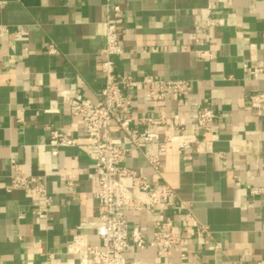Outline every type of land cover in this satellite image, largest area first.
<instances>
[{"label":"crops","instance_id":"obj_1","mask_svg":"<svg viewBox=\"0 0 264 264\" xmlns=\"http://www.w3.org/2000/svg\"><path fill=\"white\" fill-rule=\"evenodd\" d=\"M117 2L123 11L115 20L123 49L115 58L117 72L192 83L188 95L169 96L161 105L144 99L142 90L130 91L137 122L147 116L163 122L140 124L157 138L130 146L122 164L155 187H173L210 229L209 237H184L186 259L179 249L159 255L155 247H132L127 255L139 264L264 263V194L251 193L264 187V109L248 104L253 91L264 90V75L253 79L242 68L245 62L264 67V0H216L210 16L217 25L207 23V0ZM106 17V0H0V25L10 29L0 36V264H65L76 235L100 243L94 229L80 226L98 214L96 179L88 176L93 161L78 147H59L54 154L48 127L85 137L83 118L71 113L60 93L98 99L105 82L99 64ZM199 50L213 56L202 58ZM207 108L218 113L213 150L189 145L179 152L174 145L161 155L156 174L145 154L157 153L169 135L200 138L195 115ZM176 115L181 127L172 124ZM12 159L35 183L46 181L53 197L47 218L31 212L38 197L9 189ZM162 213L182 227L179 201L131 210L127 217L149 239Z\"/></svg>","mask_w":264,"mask_h":264},{"label":"built area","instance_id":"obj_2","mask_svg":"<svg viewBox=\"0 0 264 264\" xmlns=\"http://www.w3.org/2000/svg\"><path fill=\"white\" fill-rule=\"evenodd\" d=\"M215 1L207 0L208 25L220 24L210 16ZM106 10L105 42L100 50L103 58L99 64L105 75V82L100 88L98 99H85L73 95L70 91L60 93L70 104L71 113L83 118L85 137H71L58 129L48 127V144L54 148L53 153L57 154L59 147H78L84 150L93 161L88 176L95 178L97 183L94 193L98 203L97 218L83 222L80 226L94 229L100 243H91L85 234L76 235L68 247L70 261L65 264H139L135 257L127 255L132 247L140 250L155 247L159 255L171 254L175 249H179L182 258L186 259L190 252L183 248L184 237H209V227L194 217L189 203L180 201L173 187H155L147 175L122 163L131 150L130 146L138 148L141 142H150L157 138L154 132L140 129V124L155 125L163 122L149 116L137 122L132 115L133 97L130 91L142 90L144 99L154 100L161 105L169 96L183 98L188 95L192 83L187 79H158L153 76L135 79L131 75L119 74L115 58L123 53V49L115 20L122 16L123 11L117 0H106ZM9 30V27L0 25V36ZM17 32L23 31L19 28ZM49 50L54 53V46L51 45ZM197 54L202 58L213 56L206 50H199ZM242 68L245 75L253 79L264 75V67L257 64L245 62ZM248 104L258 111L264 109V90L253 91L249 95ZM44 112L58 113L59 110L44 109ZM217 115L214 108L199 109L195 122L201 128V137L184 139L179 135L167 136L159 143L157 153L145 154L149 167L160 175L161 155L174 145L179 152H183L189 145L197 152H211L215 141L214 122ZM172 124L181 127L182 123L177 115L174 116ZM11 168L9 189L22 190L30 197H38L40 200L34 203L31 212L37 218H47L53 197L48 191L46 181L35 183L28 174L20 171L15 159L11 160ZM70 185L72 182L68 183V186ZM251 193L264 194V187H254ZM178 201L185 209L181 228L165 213L155 220L149 239L144 237L139 227H131L129 224L128 211L153 209L159 205L170 207Z\"/></svg>","mask_w":264,"mask_h":264}]
</instances>
